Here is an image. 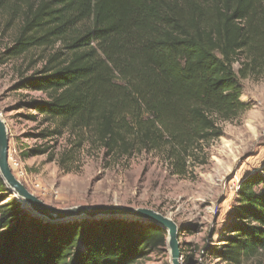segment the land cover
<instances>
[{
    "label": "trees",
    "instance_id": "1",
    "mask_svg": "<svg viewBox=\"0 0 264 264\" xmlns=\"http://www.w3.org/2000/svg\"><path fill=\"white\" fill-rule=\"evenodd\" d=\"M0 13L18 25L0 65L31 58L14 89L41 93L19 103L44 126L38 137L70 138L66 171L94 144L107 156L159 152L185 176L222 134L217 119L251 107L242 80L264 71V0H0ZM5 190L0 177V264H136L166 245L164 229L137 219L43 222ZM236 197L204 251L225 264L264 251V165L244 174Z\"/></svg>",
    "mask_w": 264,
    "mask_h": 264
},
{
    "label": "rangeland",
    "instance_id": "2",
    "mask_svg": "<svg viewBox=\"0 0 264 264\" xmlns=\"http://www.w3.org/2000/svg\"><path fill=\"white\" fill-rule=\"evenodd\" d=\"M17 28V23L7 24L6 16L0 13V57L12 45ZM30 59L22 55L0 65V114L9 134L8 162L16 178L43 202L57 208L98 204L151 208L177 223L180 245L193 257L189 264H225L204 251L209 244L218 243L244 174L264 165V71L242 80L241 98L251 107L231 120L217 119L222 134L196 152L197 158L189 164L185 176L173 174L159 152L107 156L94 144H85L89 146L70 160V170L66 171L60 156L70 145V138L67 134L56 140L38 137L36 133L44 126L28 118L19 103L41 93L14 89ZM234 68L237 70L239 64ZM44 146L48 147L44 153L23 156L29 149ZM3 194L6 199H16L8 187ZM20 204L30 213L27 205ZM36 218L51 224L100 219ZM181 260L183 263V255ZM136 264H171L167 245ZM242 264H264V251Z\"/></svg>",
    "mask_w": 264,
    "mask_h": 264
},
{
    "label": "water",
    "instance_id": "3",
    "mask_svg": "<svg viewBox=\"0 0 264 264\" xmlns=\"http://www.w3.org/2000/svg\"><path fill=\"white\" fill-rule=\"evenodd\" d=\"M9 134L0 114V177L16 199L27 205L31 214L50 220L73 218H126L151 222L166 231V245L170 254L171 264H183L181 260L179 227L169 216L147 207L98 204L90 207L79 205L71 208H57L46 204L14 175L8 162Z\"/></svg>",
    "mask_w": 264,
    "mask_h": 264
},
{
    "label": "built area",
    "instance_id": "4",
    "mask_svg": "<svg viewBox=\"0 0 264 264\" xmlns=\"http://www.w3.org/2000/svg\"><path fill=\"white\" fill-rule=\"evenodd\" d=\"M238 188V187H237ZM238 190V189H237Z\"/></svg>",
    "mask_w": 264,
    "mask_h": 264
},
{
    "label": "bare ground",
    "instance_id": "5",
    "mask_svg": "<svg viewBox=\"0 0 264 264\" xmlns=\"http://www.w3.org/2000/svg\"><path fill=\"white\" fill-rule=\"evenodd\" d=\"M25 204V203H24Z\"/></svg>",
    "mask_w": 264,
    "mask_h": 264
}]
</instances>
